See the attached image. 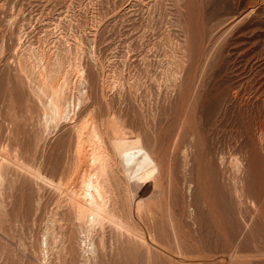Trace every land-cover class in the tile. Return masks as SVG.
Returning <instances> with one entry per match:
<instances>
[{"label":"rangeland","instance_id":"obj_1","mask_svg":"<svg viewBox=\"0 0 264 264\" xmlns=\"http://www.w3.org/2000/svg\"><path fill=\"white\" fill-rule=\"evenodd\" d=\"M31 44L48 55L57 49L72 73L80 63L88 100L76 119L91 113L107 125L112 116L130 130L128 138L140 135L155 152L156 179H140L135 192L150 204L142 221H149L157 241L180 244L188 258L222 260L238 249L247 264H264V0H0V149L58 180L73 157L76 119L51 129L44 125L43 105L20 68L28 64ZM175 71L176 85L170 78ZM112 157L115 179L104 184L113 188L112 204L126 212L130 199L120 188L125 176ZM233 157L245 164L238 173ZM11 168L9 184L4 180L9 189L2 190L15 194L4 195L2 227L9 233L0 228V264H43L35 247L43 213L55 206L58 191ZM112 182L129 203L118 201ZM121 236V247L110 245L107 259L101 255L98 262L148 264L144 245ZM73 252L60 260L72 264ZM152 256L151 264H170L167 255ZM55 258L50 261L63 264ZM214 258L213 264L220 263Z\"/></svg>","mask_w":264,"mask_h":264},{"label":"bare ground","instance_id":"obj_2","mask_svg":"<svg viewBox=\"0 0 264 264\" xmlns=\"http://www.w3.org/2000/svg\"><path fill=\"white\" fill-rule=\"evenodd\" d=\"M29 49H31V52H30L28 60H26L28 64L27 65L20 64V68L26 73L27 78L30 80V83H31L30 87L32 88L33 93L43 105L42 109H43V115H44V120H45L44 122L45 124L44 123L43 124L51 129L59 125L60 121L62 122V120H65V121L75 120L76 116H78V112L80 108H82L84 103H86L88 100L87 90L85 89V86H84L85 85V78H84L85 74H84L83 68L79 65L80 63H78V66H76L77 63L76 65L74 64V66L76 67L73 69V73H72V69H69V64L67 63L65 57L59 54V52H56L57 49L54 50L52 54L50 55L46 54L41 49V47L35 46L34 44H31ZM58 51H60V49ZM66 58L68 57L66 56ZM73 62H76L75 59ZM71 64H72V61H71ZM171 70L173 71L175 69L171 68ZM176 71L173 72V75L170 76V78L172 77V81L175 83V85L179 77V75L178 76L174 75V73L177 74ZM71 73L72 75L70 77ZM168 75L166 76V78L169 77ZM260 81H261V78H260ZM166 82L168 81L166 80ZM172 83L170 84L172 85ZM260 88L258 90H261ZM254 91L255 90L253 89V92ZM238 93H239V90H236L235 95H237ZM238 97H239V94H238ZM111 117L109 120H111ZM109 120H108L109 123L107 122V120H104L108 123L107 125H104L106 123L103 124V120H102V123H99V120H95L94 116L91 113L85 116L83 115L82 117L79 118V120L78 118L76 119L75 125L73 127L74 132H75V137L73 138L74 144L72 145L73 157H71L72 160L70 161L69 166L67 165L68 167L65 168L66 169L65 172L64 173L62 172L63 175L61 174L58 180H55L53 178L54 176L53 177L48 176L40 168L38 167L35 168L34 167L35 165L33 166L31 163H26L24 160L18 161L17 159H14L15 154H14V157H11L6 150L7 148L0 149V228L4 229L3 231H5L4 226L6 224H4L3 221L6 218L2 220L1 217L3 214L5 215L4 213V209L6 205L5 200H7L6 198H8L6 196H8L9 194L12 197V195L15 194L13 193L11 195L9 191L7 192V195L4 194V190H6L4 187V185L6 186V184H4L5 183L4 180L7 181L8 179L6 174L9 173L10 169H14V168H11L12 166H14L20 170L25 171L24 174L28 173L37 181L42 182L46 185L49 184L53 186L56 189V191H58L57 194L59 198L58 200L56 198L57 201L56 203L54 202L55 206L52 207V209L48 207L49 211L47 214H46V210H45V213H43L44 214L43 216H46V217L44 220V223H45L44 228H42L43 229L42 238H40L41 236L39 237L40 239L39 248L35 247V250L39 249L41 253L40 254L41 260L40 259L38 260L40 262L42 261L41 263L43 264L49 263V261L52 258H55V256L59 257V260H60V256L63 257L62 255L63 253L68 254L69 252H73L74 250H75L74 252H75V255L77 256V259L79 258L78 257L79 255L81 257L80 260L81 259L83 260V261L81 260L82 264H91L92 262L93 263L95 262L94 264H98L99 263L98 261L100 260L101 255H104L101 258L102 260L107 259V258H104L105 252L110 247V245L112 246V245H115V243L117 242L119 243L120 238L118 237V234L123 235L121 236L122 238L125 236H128V238L132 239L131 241L136 242L138 246L144 245L145 247L144 246L142 247L146 248L145 254L147 252L146 257L148 258V264H151V258H154V256H152V252H154L156 255H160L161 257L164 255H167L169 257L170 264H210L209 263L210 260H211V263L213 264L212 259L215 256L214 257L212 256L213 257L212 258L211 256L202 255V256H197L193 258H188L183 253L184 250H182L183 248H181L180 244H177L175 248H171L157 241L156 240L157 238L156 237H155L156 239L154 238L155 232H154V235L152 236L151 235L152 231L150 232L147 229V222H148V228L149 229L151 228L149 225V221L147 219H146V222L143 219L144 223H146V226L143 225V228L142 226H140V223L143 222L142 212L146 211L147 209L149 210L150 204L146 200L138 196L135 191L138 188V183H139L138 181L140 179L146 180V179L153 178L152 181L156 179L157 173L159 171V167L157 163L158 161H157V158L155 159L153 155L155 152L149 150L143 144L142 142L143 139L140 138L141 137L140 135L138 136L137 134V137H135L134 139H130L131 137L128 138L127 136L130 130L129 131L127 130L128 133L126 132V127H124L123 122H122V125L125 129L123 127L122 128L119 127V124L121 123V121L119 123L117 122L118 125H116L117 123H114V120H111V122L113 121V123H110ZM119 120H121V118ZM45 126H44V129H46ZM112 156L116 157V160L119 164V168L125 176L124 186L121 183L122 187L120 188L122 190L124 187V192H126L125 196L127 194L130 199L129 201L130 204H128L129 207L126 210V212H123L125 209L124 206H122L123 207L122 208L123 210H122L121 208H119L120 206L117 207L113 205L114 203L112 204L111 202L112 198L110 199V193L108 192V190L110 191L113 188L107 190L104 184V180H105V183H110L114 177L113 172L115 171V166H114L115 164L113 160L115 158L113 159ZM233 164H234L235 170H232V171L233 172L236 171L235 173L242 171L243 166H245L244 162L242 165V159L240 161L236 157L233 160ZM248 164L246 166L247 168L249 166ZM7 168L9 169L8 172L6 171ZM118 170L119 169H117V174L119 175L118 172H120V170L119 171ZM245 170L246 168L244 167L243 174H245ZM11 172H14V171H11ZM240 174L241 173H239V177L237 174L238 182L240 181L239 178L241 176L245 177L243 174L242 175ZM115 176L117 175L115 174ZM5 177H7V179H5ZM105 177H108L107 179L108 180L110 179L111 181L109 180L108 182V180H106ZM235 177H236V174H235ZM246 178H249V176L248 177L246 176ZM9 181H11L10 183L12 185L13 181L11 180V178L9 179ZM15 182L16 181H14L13 183L15 184ZM238 182L235 188L239 189V187L241 186L238 187ZM115 183H116V186H118L117 180H115ZM109 185L111 184H108L107 186ZM112 185L115 189L116 186L113 184V182H112ZM244 186L246 188L247 184L245 185L243 183V187ZM3 188L4 190H2ZM6 188L8 187L6 186ZM116 189H115V192H117ZM119 191L120 190L118 188V192H117L118 196L117 197L115 196L116 198H118V201L120 199L119 197H121V191L120 192ZM244 192L246 193V190ZM235 193H238V191ZM4 195L6 198L4 197ZM122 195H124V193ZM111 197H113L112 194H111ZM116 198H114L115 203H116ZM121 200L125 201L126 199L121 197ZM152 206L154 207L155 205H152ZM152 216H153V212H152ZM2 222L4 225L3 227H2ZM107 229L108 231L111 230V232H114V235L116 233L117 239L116 237L113 236V234L112 236L111 235L109 236ZM2 232L0 231V234H2ZM118 238H119V241H118ZM128 238H127V242H130V240L128 241ZM254 238L255 237L253 236V239ZM39 239H38V242H39ZM5 245H8V244L5 243ZM119 245L121 247L120 243ZM122 246H124V244ZM3 249H6V247L4 248V245H3ZM76 249H77L78 255L76 254L77 253ZM240 251L242 250L235 249L230 254H223L222 260L221 258H218L219 256L215 257L214 260L215 261L219 260L220 263H214V264H221L222 261L224 262V264H247L249 263L250 261L245 259ZM256 251L258 253V249H256ZM33 252H35L34 249H33ZM73 253L72 254L70 253V254L73 255ZM127 253H129L128 250H127ZM34 254L35 253H33V255ZM36 254H35L36 256H39L38 252ZM70 254L68 256H70ZM75 255L73 256V259L71 261L72 264L74 263V261H76L75 264H78L77 259L76 260L74 259ZM106 255H109V254H107L106 252ZM68 256H67V259L69 258ZM154 259L152 260L154 262L152 264L156 263ZM55 260L57 259L55 258ZM55 260H53V262H55ZM62 260L60 261L63 263ZM205 260H207L208 263H205L204 262ZM102 262L104 263V261ZM50 263L54 264L52 263V261H50ZM157 263L161 264L160 261H158ZM112 264H114V262Z\"/></svg>","mask_w":264,"mask_h":264}]
</instances>
